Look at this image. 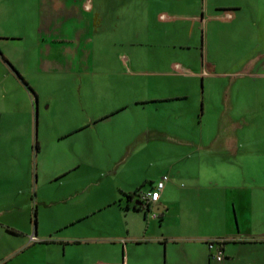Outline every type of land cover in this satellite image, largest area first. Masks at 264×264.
Returning <instances> with one entry per match:
<instances>
[{
	"label": "crops",
	"instance_id": "0c3cea01",
	"mask_svg": "<svg viewBox=\"0 0 264 264\" xmlns=\"http://www.w3.org/2000/svg\"><path fill=\"white\" fill-rule=\"evenodd\" d=\"M142 41L159 51L132 57L127 49ZM185 47L191 60L174 59ZM148 64L168 68L148 73ZM52 97L65 130L51 135ZM99 101L107 110L89 117ZM102 120L105 151L145 137L162 163L158 143L168 141L166 167L140 189L166 175L158 199L108 203L109 236L50 239L34 217L32 234L7 231L20 237L0 264H264V0H0V153L7 143L17 150L0 167V190L30 196L54 158L50 178L79 166L73 132ZM102 208L82 206L61 226ZM209 240H222L221 261L210 260Z\"/></svg>",
	"mask_w": 264,
	"mask_h": 264
},
{
	"label": "rangeland",
	"instance_id": "374dc122",
	"mask_svg": "<svg viewBox=\"0 0 264 264\" xmlns=\"http://www.w3.org/2000/svg\"><path fill=\"white\" fill-rule=\"evenodd\" d=\"M148 35L151 38V36L155 35V32H148ZM135 36H137V33H134L132 30V40L135 39ZM6 42L12 41L9 40ZM127 50L130 51L132 57H153L154 54L159 51L155 48V45L146 44L145 41L140 43L137 42L131 45ZM177 51L178 54L175 57L173 56L174 59L179 61L186 60V62L191 60L190 51L187 47ZM166 52H169V50ZM233 52L239 55L241 50L234 48ZM109 68H114V66L111 65ZM167 68V64L156 67L148 64L145 69L148 73H151L154 70ZM147 77L150 78V76ZM198 87L200 88L199 83ZM51 89V85H43L44 92L49 94ZM51 99V109L46 110L50 121L47 125V129L45 128L43 131H49L52 135V133L64 131L65 123H61L59 126L60 120L59 117L57 118L58 109L57 104H55L56 100L54 97ZM93 106L94 107L91 108L89 113V117L99 115L101 111L107 110L106 103L103 104L101 101H99L98 104H93ZM42 108L43 106L40 104L41 111ZM83 115L85 116L84 113H82V117ZM169 115L170 112L168 111L162 112L164 120H166ZM38 116L39 115L36 114L37 122L40 118H38ZM105 118L106 117L103 116V120ZM103 120L94 122L87 121L82 124L81 128L74 130L73 133L83 141V151L79 160V166L73 170L67 171L58 178H50L53 174L51 170H55L61 163L59 158H54L48 171H45L39 178V181L34 183L36 184L35 186H37L35 189L36 192L31 193L30 196L27 195L26 192L17 193L9 191L7 188L0 190V253L8 250L12 243L11 240H17L20 235L27 236L32 234L34 217L36 234L40 236L45 234L47 236L50 235V239L59 237H64V239L82 237L87 234L89 229H93V233L98 236L111 235L113 233V223L116 222V220L114 219L115 215L109 209L110 206L108 203H124L125 201L123 198H125V196L120 193L122 188H134L133 191L136 189L140 191L141 188L149 185L151 179H155L160 174L163 167H166V161L168 157H171V153H169L171 150L168 151V148H172L170 144H168V141L163 140L165 137L158 143L160 148L161 146L164 148L160 155L158 153V158L161 161L164 154L162 163L155 161L154 157L151 155L152 143L145 137L133 139L127 145L116 146L115 150H103L98 140V137L101 140V136L103 137L106 131L103 130L104 127H102ZM165 123L169 124L170 119ZM168 129L172 131L171 128ZM185 132H187V130H185ZM13 145L14 144L7 143L4 153H0V167H9L14 163L13 159H17L15 155V153L17 154V150H14L15 145ZM64 160L66 161V157ZM2 175L3 170L0 171V177ZM144 179L147 180L144 181ZM1 186L5 185H0V187ZM97 204H100L103 208L101 210L98 209V212H96L92 218L82 222H76L72 225L61 226L64 219L71 216V214L74 215L79 212L82 206H94ZM122 206H124V204ZM13 228L19 230L21 234L11 235V233H7L8 230ZM59 245L60 244H51L48 245V247L57 249ZM102 247L103 244L100 245V248ZM83 248L86 247L84 245H66L67 250H81ZM7 264H10L9 261Z\"/></svg>",
	"mask_w": 264,
	"mask_h": 264
},
{
	"label": "built area",
	"instance_id": "2783aa9c",
	"mask_svg": "<svg viewBox=\"0 0 264 264\" xmlns=\"http://www.w3.org/2000/svg\"><path fill=\"white\" fill-rule=\"evenodd\" d=\"M166 180L167 176L163 175L151 188L145 191H138L136 194L138 201H140L144 207H149L158 199L159 193ZM152 216H155V213H152ZM221 243L222 240H209L206 242L207 248L211 251L210 260L213 262H219L223 258Z\"/></svg>",
	"mask_w": 264,
	"mask_h": 264
},
{
	"label": "trees",
	"instance_id": "16d2710c",
	"mask_svg": "<svg viewBox=\"0 0 264 264\" xmlns=\"http://www.w3.org/2000/svg\"><path fill=\"white\" fill-rule=\"evenodd\" d=\"M27 88L30 89L28 86H27ZM137 192H138V189L134 190V191L131 192V193L124 194V196L128 199V198H130L132 195H135ZM133 208H134V209H137L138 206H137V205H133ZM8 231H10V232H14L12 229H10V230H8Z\"/></svg>",
	"mask_w": 264,
	"mask_h": 264
},
{
	"label": "water",
	"instance_id": "95a60500",
	"mask_svg": "<svg viewBox=\"0 0 264 264\" xmlns=\"http://www.w3.org/2000/svg\"><path fill=\"white\" fill-rule=\"evenodd\" d=\"M152 210H153V211H158V210H157V209H155V208H153Z\"/></svg>",
	"mask_w": 264,
	"mask_h": 264
}]
</instances>
